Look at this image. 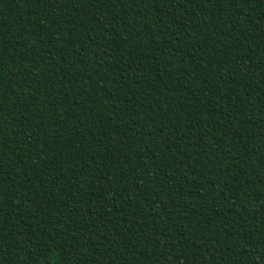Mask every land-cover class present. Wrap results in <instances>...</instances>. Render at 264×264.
Returning a JSON list of instances; mask_svg holds the SVG:
<instances>
[{
	"label": "trees",
	"instance_id": "trees-1",
	"mask_svg": "<svg viewBox=\"0 0 264 264\" xmlns=\"http://www.w3.org/2000/svg\"><path fill=\"white\" fill-rule=\"evenodd\" d=\"M0 264H264V0H0Z\"/></svg>",
	"mask_w": 264,
	"mask_h": 264
}]
</instances>
